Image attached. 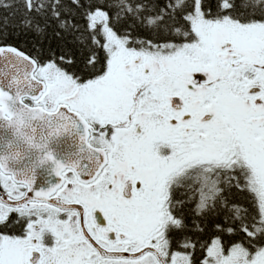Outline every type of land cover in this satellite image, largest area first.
Instances as JSON below:
<instances>
[{"label": "snow or ice", "instance_id": "obj_1", "mask_svg": "<svg viewBox=\"0 0 264 264\" xmlns=\"http://www.w3.org/2000/svg\"><path fill=\"white\" fill-rule=\"evenodd\" d=\"M0 264H264V0H0Z\"/></svg>", "mask_w": 264, "mask_h": 264}, {"label": "trees", "instance_id": "obj_2", "mask_svg": "<svg viewBox=\"0 0 264 264\" xmlns=\"http://www.w3.org/2000/svg\"><path fill=\"white\" fill-rule=\"evenodd\" d=\"M34 42H35V38H33L31 35H28V36H23V35L17 36L15 33H11V32H10L9 38L7 40V43L19 44V45L25 47L26 49H30L31 45ZM43 47L45 48L46 51H47V49L49 47H51L53 50L59 51L60 50V41H58L54 37L46 39L44 41Z\"/></svg>", "mask_w": 264, "mask_h": 264}]
</instances>
